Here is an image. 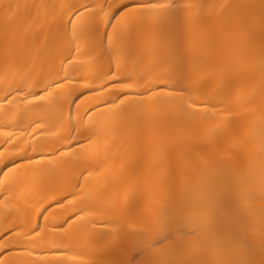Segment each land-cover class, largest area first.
<instances>
[{
  "label": "bare ground",
  "instance_id": "6f19581e",
  "mask_svg": "<svg viewBox=\"0 0 264 264\" xmlns=\"http://www.w3.org/2000/svg\"><path fill=\"white\" fill-rule=\"evenodd\" d=\"M118 2L0 0V262L155 264L139 235L152 233L173 204L188 203L186 219L161 237L171 260L264 264V0H180L193 5L186 13L194 18L186 26L187 70L204 82L201 99L215 105L195 118L170 104L141 105L137 97H129L135 103L124 110L112 107L111 89L99 90L108 55L93 65L82 39L81 54L72 51L69 20L80 23L73 13L87 4L97 19L106 18ZM94 32L98 39L103 35L102 29ZM69 56L73 60L66 62ZM116 63L146 83L167 80L151 55L138 68ZM65 77L51 92L72 102L71 122L66 105L63 118L50 115L40 132L30 126L24 97ZM88 135L92 142L79 167L94 171L75 189L72 165L57 168L47 154ZM218 169H237L242 185L206 184ZM72 191L78 195L64 200ZM209 193L220 202L219 214L196 208ZM85 206L90 210L82 218L64 224ZM111 230L120 236L105 246L97 233Z\"/></svg>",
  "mask_w": 264,
  "mask_h": 264
},
{
  "label": "snow or ice",
  "instance_id": "6c2138e0",
  "mask_svg": "<svg viewBox=\"0 0 264 264\" xmlns=\"http://www.w3.org/2000/svg\"><path fill=\"white\" fill-rule=\"evenodd\" d=\"M89 7L87 4L82 5L73 13V19L80 21L79 27L69 20L74 33L72 51L78 55L81 54L80 44L77 41L82 39L85 44L83 54L90 58L93 65L99 64L104 55H108L107 71L101 70L105 82L100 85L99 90L111 89V95L114 97L110 102L112 107L124 110L128 105L135 103V101H130L129 97H137L141 105L145 102L155 105L170 104L174 105L178 112L193 118L199 117L201 112L206 116L207 110L215 107L214 104L210 105L207 100L201 99L205 91L204 82L194 79V72L187 70L186 26L192 23L194 18L186 13L193 7L191 3H181L180 0H132L129 3L128 0H119L110 13H105L106 18L100 19H97L96 13L88 11ZM195 7L202 11L204 5L196 4ZM101 12H104L103 6ZM82 13L86 15L82 16ZM94 29L103 30V35L99 39ZM145 55L153 57L156 67H164V75L167 76L165 82L146 83L143 77L137 79L134 75H125L116 63L119 59L125 64L130 62L138 68ZM261 56L260 73L261 80L264 82V47H262ZM71 60H73L72 56L66 58V62ZM67 79L68 77H65L64 80L56 81L54 85L43 87L39 92L29 93L31 99L24 97V102L30 105L28 111L32 113L30 126H35L40 132L45 131L44 122L52 114L57 119H62L66 105L69 122H71L72 102L61 100L58 93L51 92L53 87L60 88ZM98 107L100 106L89 109L85 116H89ZM72 130L75 131V129ZM80 135L84 133L81 132ZM67 140H72L71 134ZM91 142L92 136L88 135L83 141L76 140L71 144H60L47 154L49 161L55 158L57 168L64 164L72 165V172L76 175L75 189L81 188L80 181L94 171L92 168H80L78 159L83 153L84 146ZM73 149H80V151L74 153ZM205 183L242 185L243 177L237 169H218L214 176L205 178ZM77 195L76 191H72L64 197V200ZM240 195L242 200L246 199L247 190L241 187ZM63 202L59 200L56 204L61 205ZM189 207L188 203L173 204V211L161 216L152 233L139 235V242L146 249H151L157 257L155 264H176L169 258L168 247L164 245L161 237L175 223L186 219L184 213ZM220 207L219 200L210 193L203 202L196 204L197 209H211L217 214H219ZM89 210L87 206L79 208L65 220L64 224H68L73 219L82 218ZM119 236L120 232L117 230L97 233L98 239L105 246L115 243ZM0 239L3 237L0 236ZM261 242L264 244V231L261 232ZM104 264H113V262L105 261ZM227 264H245V262L231 260Z\"/></svg>",
  "mask_w": 264,
  "mask_h": 264
}]
</instances>
